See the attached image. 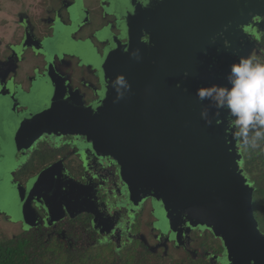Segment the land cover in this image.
Returning <instances> with one entry per match:
<instances>
[{
	"label": "flooded vegetation",
	"instance_id": "flooded-vegetation-1",
	"mask_svg": "<svg viewBox=\"0 0 264 264\" xmlns=\"http://www.w3.org/2000/svg\"><path fill=\"white\" fill-rule=\"evenodd\" d=\"M157 2L163 0H2L0 218L21 231L10 241L28 238L39 250L53 244L71 254L94 249L103 255L95 253L94 264H221L216 259L224 255L223 242L209 229H185L184 223L179 224L185 234L177 241L169 229H159L156 200L137 203L136 197L131 204L111 170L97 178L94 168L100 162L112 164V158L96 151L104 147L86 137L43 131L48 124L41 108L52 101L92 108L110 97L111 112L98 111L101 117L117 112L126 117L145 115L140 109L148 107L147 95L140 83H160L164 64L154 57L146 66L155 72L147 75L142 71L146 66L142 67L141 53L128 55L127 49L121 51L117 45L128 44L122 38L127 20L140 28L141 43L150 45L148 28L156 29L160 22ZM137 13L141 16L133 20ZM261 21L254 17L248 27L236 29L239 44L224 39V27L196 47L201 48L197 69L208 86L227 85L230 66L240 57L263 54ZM172 56L171 68H175V51ZM120 93L123 97L117 100ZM160 113L161 109L155 110L153 116ZM121 147V158L129 163L131 157ZM135 153L139 164L137 155L142 152ZM38 176H42L40 182L34 184ZM109 200L121 201L125 208L109 209L105 204ZM49 201L57 204L52 214L46 210ZM168 225L165 222L164 227ZM112 228L118 236L108 233ZM128 235L134 240H128Z\"/></svg>",
	"mask_w": 264,
	"mask_h": 264
},
{
	"label": "water",
	"instance_id": "water-1",
	"mask_svg": "<svg viewBox=\"0 0 264 264\" xmlns=\"http://www.w3.org/2000/svg\"><path fill=\"white\" fill-rule=\"evenodd\" d=\"M156 7L160 22L156 29L148 28L150 45L141 43L140 28L129 20L122 37L128 44L117 45L121 51L127 49L128 55L132 51L140 52L142 67L149 65L154 57L157 63L164 64L160 83L151 86L144 80L140 83L147 95L148 107L140 109L145 115L126 117L117 112L114 116L101 117L98 111L111 112L110 97L92 108L52 101L49 107L43 106L44 111L41 108L48 124L43 131L86 137L88 142L104 147L96 151L112 158V164L100 162L94 168V175L98 178L111 170V175H117L122 183L123 192L130 195L131 204L136 197L137 203L147 198L156 200L159 229H169L177 241L185 234L182 227L178 229L179 224L184 223L185 229L207 228L223 242L225 252L216 259L218 263L264 264V234L254 214V189L241 169L243 157L237 141L232 143L229 115L208 101L201 102L196 95L198 88L209 85L199 75L197 58L201 48L196 47L224 27V39L231 45L239 44L236 29L248 27L254 17L262 18L259 25L264 29V0H163ZM137 14L133 20L141 16ZM254 35L259 37L260 32L254 30ZM156 47L162 51L158 52ZM174 51L175 68H171ZM142 71L147 75L155 72L149 66ZM36 105L39 108V102ZM205 108L211 123L201 117ZM160 109L161 116L154 117V111ZM216 111L221 113L217 115ZM219 127L223 131L219 132ZM121 145L126 156L131 157L129 163L121 158ZM135 151L142 152L137 155L141 159L139 164L133 158ZM128 176H135V180ZM29 189H33L32 184ZM54 204L57 205L46 203L49 214L55 211ZM105 204L109 209L125 208L121 201ZM135 206H138L136 202ZM129 212L132 215L133 210ZM165 222L169 224L167 227ZM110 232L115 237L119 235L114 228ZM127 239L134 240L129 235Z\"/></svg>",
	"mask_w": 264,
	"mask_h": 264
},
{
	"label": "clouds",
	"instance_id": "clouds-1",
	"mask_svg": "<svg viewBox=\"0 0 264 264\" xmlns=\"http://www.w3.org/2000/svg\"><path fill=\"white\" fill-rule=\"evenodd\" d=\"M226 79L227 85L198 88L197 97L217 110L227 111L229 127L243 148H261L264 145V60L253 54L242 56L230 66ZM119 83H124L123 78ZM122 97V93L118 94L117 100ZM201 117L211 123L208 109L201 111Z\"/></svg>",
	"mask_w": 264,
	"mask_h": 264
},
{
	"label": "trees",
	"instance_id": "trees-1",
	"mask_svg": "<svg viewBox=\"0 0 264 264\" xmlns=\"http://www.w3.org/2000/svg\"><path fill=\"white\" fill-rule=\"evenodd\" d=\"M242 155L241 169L254 189L253 209L259 229L264 234V145L257 149H245L239 141ZM28 238L18 239L16 243L0 242V264H94V252L86 250L69 253L59 245H51L46 251L28 255Z\"/></svg>",
	"mask_w": 264,
	"mask_h": 264
},
{
	"label": "rangeland",
	"instance_id": "rangeland-1",
	"mask_svg": "<svg viewBox=\"0 0 264 264\" xmlns=\"http://www.w3.org/2000/svg\"><path fill=\"white\" fill-rule=\"evenodd\" d=\"M0 4H2V0L0 1ZM257 57H259L261 60H264V50H263V54L262 55H260V56H257ZM218 131L219 132H221V131H223L220 127L218 128ZM233 140H232V143L233 142H235V141H237V144H238V146H239V140L238 139H236V138H234V136H233V138H232ZM228 146L229 145H231V143L230 142H228V144H227ZM142 211V210H141ZM141 213V212H140ZM145 215H147V214H145ZM144 218H145V216H144ZM143 218V219H144ZM10 227V228H9ZM21 234V231H20V229L18 228V226H11V224H9V223H7L5 220L4 221H2L1 220V218H0V242H2V243H7L8 241H10L12 238H14V237H16V236H18V235H20ZM30 247L29 248H26L27 250V254L28 255H34V254H36V252H38V251H41V252H43V251H46L47 249H45V248H42L41 250H39V249H37L36 248V246H37V243H32V242H30V245H29ZM40 248V247H39ZM90 251L91 252H94V256H95V253L97 254V257H99V256H103L100 252H98V251H94V249H90ZM74 253H78V252H74ZM105 256L106 255H108L107 253H105L104 254ZM133 256H130V258H132Z\"/></svg>",
	"mask_w": 264,
	"mask_h": 264
}]
</instances>
